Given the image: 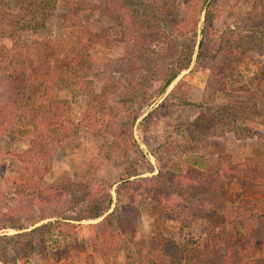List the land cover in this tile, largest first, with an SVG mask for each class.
Instances as JSON below:
<instances>
[{"label": "rangeland", "instance_id": "obj_1", "mask_svg": "<svg viewBox=\"0 0 264 264\" xmlns=\"http://www.w3.org/2000/svg\"><path fill=\"white\" fill-rule=\"evenodd\" d=\"M87 1L106 7L110 5L109 0ZM149 1L133 0V4L151 9L154 4ZM255 1L207 0L197 15L196 45L200 43L205 11L210 4L214 5L217 18L211 24L209 36L216 37L225 26L236 27ZM170 4L175 8L167 14L169 21L196 16L194 9L189 8V0H156L154 9L165 11ZM16 8L13 4V12L17 15ZM62 13L59 3L54 9L41 6L26 17L44 21L47 25L41 35L53 43L50 59L55 90L58 97L67 103L70 122L79 127L75 137L58 149L49 163L44 157L38 163L43 169L47 168V163L50 164L48 172L29 187L26 185L28 174L22 170L15 155L26 149L35 128L18 124L0 137L2 260L8 264H23L22 253L14 249V243L30 242L35 247V256L30 264H59L69 250H73L83 262L84 254L90 252L93 233L90 226L102 220L76 222L74 219L80 212H87L94 202L110 197L112 203L106 215L113 213L115 219L129 216L127 223L131 227L130 233H134L130 242L121 243L113 264H147L149 250L144 242L160 233L184 249L183 264H200L198 258L206 246L209 232L219 233L225 220L214 212L189 215L185 222L172 216L159 217V207L165 206L167 210L162 211L171 213L168 209L185 207V203L192 202L191 199L184 201L176 195H168L164 190L166 181L160 175H184L188 173V167L211 170L216 158L223 154H231L237 162L246 158L264 160V89L259 84L264 76V57L253 54L234 64L233 71L224 79V89L212 94L207 83L211 69L221 61V55L214 46L212 55L197 65L196 47L191 65L164 91L159 62L153 64L158 55L161 56L160 62H164L163 53L156 45L147 42L136 47L134 40L123 42L121 27L103 14L88 11L83 14V20L97 31L107 30L115 43L110 48L95 49L79 78L71 79L68 75L70 64L64 57L70 36L61 27ZM145 13L151 15V12ZM165 24L163 22V26ZM4 29L0 24V32ZM26 41L29 42V38ZM150 49L158 55L152 58ZM154 72L157 79L153 78ZM41 90L42 85L29 90L26 103L35 104ZM87 91L104 96L101 100L104 110L97 115L99 122L92 129L85 128L86 121L83 120ZM234 100L255 106L252 111L247 110L248 114L246 112L247 117L250 116L249 121L239 123L246 125L240 135L225 133L220 137L211 136L206 154H180V150L171 152L165 149L167 138L168 142L180 141L174 136L177 123L185 129L201 109L224 112L223 107L230 105L231 108ZM2 103L4 95L0 91V105ZM214 131L209 130L208 133L213 135L221 129ZM48 132L64 137L63 131L61 133L57 128H47V135ZM170 143L173 144L172 141ZM129 168L136 172L132 177L126 174ZM241 174L240 181H233L225 187L221 198L227 203L248 206L253 205L256 199L258 211L264 214V193L256 190V181L248 168H244ZM127 182L134 185L119 195V187ZM59 188L70 190L61 202L41 199L43 196L53 197L49 190L54 192ZM64 217L68 220L64 221ZM57 223L82 227L68 232L69 228ZM236 239L243 243L239 236ZM81 249H85L84 253ZM244 251L251 258L264 261V243H257Z\"/></svg>", "mask_w": 264, "mask_h": 264}, {"label": "trees", "instance_id": "obj_2", "mask_svg": "<svg viewBox=\"0 0 264 264\" xmlns=\"http://www.w3.org/2000/svg\"><path fill=\"white\" fill-rule=\"evenodd\" d=\"M109 1L110 5L106 7L87 0H12V2L0 0V24L5 28L0 32V91L4 95V103L0 105V137L18 124L35 128L29 136L26 149L15 155L22 165V170L28 174L27 187L39 181L48 172L51 158L68 140L75 137L79 127L70 122L67 103L58 97L55 90L53 65L50 59L53 43L48 37L41 35L47 25L44 21L26 17L41 6L54 9L60 3L63 8L61 27L70 36L64 57L70 64L68 75L71 79L79 78L95 49L110 48L115 43V39L107 30L97 31L83 20V14L88 11L103 14L121 27L123 42L134 40L133 44L135 43L136 47L147 42L156 45L159 52L163 53L164 62H160L161 56L153 49L149 52L152 58L158 55L153 64L159 62L164 91L191 65L196 47L197 65L212 55L214 46L221 55V61L217 65L214 64L207 83L212 94L224 89V79L233 71L234 64L253 54L264 57V0H256L236 27L225 26L216 37L209 36L211 24L217 18L215 7L210 4L205 11L198 45H196L199 20L197 15L207 0H189V8L194 9L196 16L192 19L183 16L175 21H169L167 16L174 11V4L168 5L163 11L154 9L156 0L149 1L151 5L154 4L151 9H144L146 6H143L144 8L135 6L133 0H127L130 4L122 0ZM13 4L17 7V15L13 12ZM189 8L187 7L188 10ZM145 11L151 12V15H147ZM163 22L166 23L165 26ZM28 38L29 42L26 41ZM153 75V78L157 79L155 72ZM259 84L264 89V76L260 78ZM40 85L42 90L37 102L33 105L27 104L28 91ZM86 96L84 126L92 129L99 122L97 115L104 110V102L101 101L104 96H96L89 91ZM229 107L230 105H225L224 112L218 110L206 112L201 109L193 123L188 124L185 129L180 128L181 123L179 125L177 123L174 136L180 141L170 140L172 144L167 138L165 141L168 145L165 149L171 152L180 150V154H202L207 152L211 136L220 137L225 133L240 135L246 125L243 127L239 123L247 122L250 116L247 117L246 112L248 114L255 106L250 102L234 100L232 107ZM46 126L49 130L57 128L61 133L63 131L64 137L49 132L47 135ZM217 128L221 129L219 133L213 135L208 133L209 130L214 131ZM43 157L48 162L46 169L38 165ZM244 167L249 169L250 176L256 181V190L264 192V160L248 158L243 162H235L233 156L229 154L219 155L211 170L188 167V173L184 175L170 173L160 175L166 181L164 190L169 193L168 195H176L184 201L191 199L192 202L185 203V207L168 209L173 213L162 211L167 210L165 206H162V209L159 207V211L157 209L159 217L172 216L185 222L189 215L214 212L222 215L225 220L219 233L209 232L206 246L198 258L200 264H264L263 260L253 259L244 251L245 248H252L257 243H264V214L258 211L256 199L253 200V205L248 206L227 203L221 198L222 191L231 181L241 180V171ZM127 173L130 177L136 174L131 168L126 169ZM132 185L134 184L131 182L121 185L118 189L119 195ZM49 192L54 196H43L41 199L45 198L47 202H53V199L61 202L70 194V190L66 188ZM85 194L90 196L89 193ZM36 202L39 201L36 199ZM111 203V198L108 197L101 202H94L87 212L79 213L74 219L76 222L102 220L90 226L93 231L89 243L90 252L84 254L81 262L74 251L69 250L59 264H96V256L100 258L102 264H113L121 243L130 242L134 233H130L131 227L127 223L129 216L125 219H115L113 213L106 215ZM62 219L68 220L65 217ZM57 225L69 228L68 232L82 227L69 223ZM238 236L242 238V244L237 241ZM144 244L149 250L147 264H183L184 249L162 233L151 237ZM14 249L22 253L23 264H30L35 256V247L30 242H15ZM84 251L85 249H81V252ZM0 264L8 263L0 256Z\"/></svg>", "mask_w": 264, "mask_h": 264}, {"label": "crops", "instance_id": "obj_3", "mask_svg": "<svg viewBox=\"0 0 264 264\" xmlns=\"http://www.w3.org/2000/svg\"><path fill=\"white\" fill-rule=\"evenodd\" d=\"M204 154H206V152H205ZM229 155H231V154H229ZM216 159H217V158H216ZM233 159H234V158H233ZM246 159H248V158H246ZM251 159H253V158H251ZM235 162H237V161H235ZM244 168H247V167H244ZM244 168H243V169H244ZM243 169H242V170H243ZM249 172H250V171H249ZM241 173H242V171H241ZM241 175H242V174H241ZM233 181H235V180H233ZM233 181H231V182H233ZM231 182H230V183H231ZM260 193H264V192H260ZM95 258H96V264H97V262H98V264H102V262H101V260H100L99 257L96 256Z\"/></svg>", "mask_w": 264, "mask_h": 264}]
</instances>
